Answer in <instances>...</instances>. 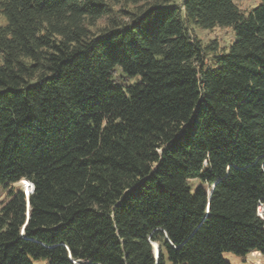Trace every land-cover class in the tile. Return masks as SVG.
I'll list each match as a JSON object with an SVG mask.
<instances>
[{
	"label": "trees",
	"instance_id": "16d2710c",
	"mask_svg": "<svg viewBox=\"0 0 264 264\" xmlns=\"http://www.w3.org/2000/svg\"><path fill=\"white\" fill-rule=\"evenodd\" d=\"M259 1L0 0V264L264 256Z\"/></svg>",
	"mask_w": 264,
	"mask_h": 264
},
{
	"label": "rangeland",
	"instance_id": "374dc122",
	"mask_svg": "<svg viewBox=\"0 0 264 264\" xmlns=\"http://www.w3.org/2000/svg\"><path fill=\"white\" fill-rule=\"evenodd\" d=\"M237 8L243 12L248 13L251 9L256 7L260 1L259 0H233ZM125 22L127 20H124ZM106 19H102L99 22L98 27H103L106 23ZM6 24V19L4 15L0 14V27H3ZM190 34L192 37L199 40L203 47L211 45L213 42H216V46L219 50L226 49L232 41H234V34L231 29L215 28L213 30H203L199 27H191ZM203 63L205 67L211 65V56L207 55L203 58ZM139 77H129L124 74L119 68H116V76L114 78L115 84L118 86H130L135 84L138 81ZM198 185L197 180L190 181L191 191L195 190ZM27 187V188H26ZM12 189H21L24 192L29 189V186L25 182H19L12 185ZM6 199V192L0 191V207ZM224 260L229 264H264V256L257 254H248L246 257L235 256L232 253L224 252ZM32 264H46L44 259H32Z\"/></svg>",
	"mask_w": 264,
	"mask_h": 264
},
{
	"label": "built area",
	"instance_id": "2783aa9c",
	"mask_svg": "<svg viewBox=\"0 0 264 264\" xmlns=\"http://www.w3.org/2000/svg\"><path fill=\"white\" fill-rule=\"evenodd\" d=\"M32 190H33V188H32V185H31L29 192H27V190H26L25 193L26 194L31 193ZM256 215L264 224V202H259L258 203V206H257V209H256Z\"/></svg>",
	"mask_w": 264,
	"mask_h": 264
},
{
	"label": "water",
	"instance_id": "95a60500",
	"mask_svg": "<svg viewBox=\"0 0 264 264\" xmlns=\"http://www.w3.org/2000/svg\"><path fill=\"white\" fill-rule=\"evenodd\" d=\"M32 188H33V186H32ZM212 188H213V186H212ZM33 191V190H32ZM30 193H28L27 195H26V202H27V205H28V200H27V197H28V195H29ZM154 258H155V260H157V258H158V247H157V249H156V253H155V255H154ZM74 264H91V263H89V262H86V263H78V262H73Z\"/></svg>",
	"mask_w": 264,
	"mask_h": 264
},
{
	"label": "bare ground",
	"instance_id": "6f19581e",
	"mask_svg": "<svg viewBox=\"0 0 264 264\" xmlns=\"http://www.w3.org/2000/svg\"><path fill=\"white\" fill-rule=\"evenodd\" d=\"M28 186H29V189H28V191H27V192H29V190H30V187H31L30 185H28Z\"/></svg>",
	"mask_w": 264,
	"mask_h": 264
},
{
	"label": "crops",
	"instance_id": "0c3cea01",
	"mask_svg": "<svg viewBox=\"0 0 264 264\" xmlns=\"http://www.w3.org/2000/svg\"><path fill=\"white\" fill-rule=\"evenodd\" d=\"M252 254H257V255H259L258 253H252Z\"/></svg>",
	"mask_w": 264,
	"mask_h": 264
}]
</instances>
